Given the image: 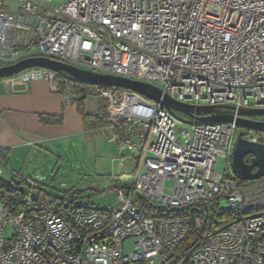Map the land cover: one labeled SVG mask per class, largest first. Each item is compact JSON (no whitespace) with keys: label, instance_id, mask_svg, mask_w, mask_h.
Instances as JSON below:
<instances>
[{"label":"built area","instance_id":"obj_1","mask_svg":"<svg viewBox=\"0 0 264 264\" xmlns=\"http://www.w3.org/2000/svg\"><path fill=\"white\" fill-rule=\"evenodd\" d=\"M29 57L150 83L189 105L264 109V0H0V66ZM17 76L79 106L69 77ZM81 103L92 116L105 105L104 128L135 171L113 207L95 208L48 197L19 173L8 183L0 166V264H264V177L216 170L219 158L230 169L234 121L184 122L128 89L95 86ZM245 137L264 143L261 131ZM142 201L183 213L149 216ZM213 209L223 218L212 222Z\"/></svg>","mask_w":264,"mask_h":264},{"label":"rangeland","instance_id":"obj_2","mask_svg":"<svg viewBox=\"0 0 264 264\" xmlns=\"http://www.w3.org/2000/svg\"><path fill=\"white\" fill-rule=\"evenodd\" d=\"M58 74L69 76L65 72ZM174 113L182 120L190 119L182 112ZM190 126L183 123L180 128L189 129ZM111 136L103 129L92 135L66 138L53 145L36 146L32 151L27 149L7 163L0 161L2 178L8 183L13 182L14 172H20L21 176L37 182L48 197L68 195L83 206L113 207L117 202V188L128 183V176L135 171L136 165L127 158L128 151L120 153L118 143L111 141ZM226 163L224 158H219L216 170L231 175V165L225 171ZM13 184L19 185L25 192L30 189L20 177ZM225 203L222 199L223 208Z\"/></svg>","mask_w":264,"mask_h":264},{"label":"water","instance_id":"obj_3","mask_svg":"<svg viewBox=\"0 0 264 264\" xmlns=\"http://www.w3.org/2000/svg\"><path fill=\"white\" fill-rule=\"evenodd\" d=\"M35 67L46 68L55 73L65 72L69 77L90 86H112L132 90L150 100L161 102L172 112L184 113L191 119L183 121L191 124L234 121L239 127V133L232 155V173L243 181L264 177V143L251 141L245 137L249 130L264 132V121L248 118L264 116V109L240 108L235 110L233 106L228 105H189L164 94L156 85L121 76L97 73L45 57H29L14 64L0 66V78ZM247 156H251L249 162L246 161Z\"/></svg>","mask_w":264,"mask_h":264},{"label":"crops","instance_id":"obj_4","mask_svg":"<svg viewBox=\"0 0 264 264\" xmlns=\"http://www.w3.org/2000/svg\"><path fill=\"white\" fill-rule=\"evenodd\" d=\"M40 115H61L62 123H42ZM103 129L113 135L111 129L104 127L85 128L78 106L65 105L62 94L54 91L45 79H0V161L4 163L27 149L32 151L36 146L53 145Z\"/></svg>","mask_w":264,"mask_h":264},{"label":"trees","instance_id":"obj_5","mask_svg":"<svg viewBox=\"0 0 264 264\" xmlns=\"http://www.w3.org/2000/svg\"><path fill=\"white\" fill-rule=\"evenodd\" d=\"M22 71H24V70H22ZM22 71H20V72H22ZM20 72L14 73V74L7 76V77H4V78L15 77ZM65 77H69V76H63L61 74L56 73V80L58 81L59 84H62ZM69 78H71V77H69ZM71 79L75 82V88H76L75 94L77 95V100L80 102L79 106H78V111L84 117L85 128H87V129L96 128L97 129V128L104 127V124L102 122V117L106 113L105 105L103 104L101 112L97 116H92V115H88L85 113V111L83 109V105L81 103L83 95L85 93L91 91L93 88H95V86H90V85L84 84L83 82L76 80V79H73V78H71ZM104 88L112 89L115 87L105 86ZM118 89H123V88H118ZM40 120L42 123H45V124H61L62 123V116L61 115H40ZM250 158H251V156H247L246 161L249 162ZM142 206H143L144 210H146V212L149 216H153L156 218H160V217L168 216V215H180L183 213L182 211H175V212H169L167 214H162L161 210L155 209L154 207H152L150 204L146 203L145 201H142ZM222 218H223L222 215L216 213V210L213 209L212 214H211V221L214 222V220L222 219ZM212 222L210 224H212ZM196 238H197V232L191 231L190 235L188 236V238L186 239V241L183 244V248H185V249L189 248L194 243Z\"/></svg>","mask_w":264,"mask_h":264},{"label":"flooded vegetation","instance_id":"obj_6","mask_svg":"<svg viewBox=\"0 0 264 264\" xmlns=\"http://www.w3.org/2000/svg\"><path fill=\"white\" fill-rule=\"evenodd\" d=\"M254 120L264 121V116H254V117H248Z\"/></svg>","mask_w":264,"mask_h":264}]
</instances>
